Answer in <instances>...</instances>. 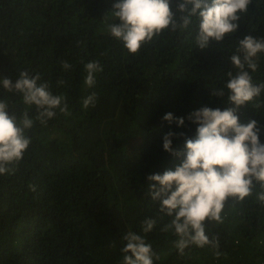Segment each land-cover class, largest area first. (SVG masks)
I'll return each instance as SVG.
<instances>
[{
  "label": "trees",
  "instance_id": "1",
  "mask_svg": "<svg viewBox=\"0 0 264 264\" xmlns=\"http://www.w3.org/2000/svg\"><path fill=\"white\" fill-rule=\"evenodd\" d=\"M117 2L0 0V80L15 84L23 71L38 73L54 95L67 98L70 113L57 110L46 126L35 122L26 130L31 144L23 159L0 175V264H123L129 231L151 244L159 256L154 264H264L259 186L243 202L228 199L223 223L206 222L218 248L191 245L180 254L173 232L161 231L171 218L159 212L147 179L181 163L163 149V136L174 133L172 148L183 153L196 136L190 113L235 107L211 91L234 70L229 57L238 41L264 37V0H252L238 30L206 49L195 47L193 23L184 32H163L137 54L109 33ZM64 61L72 66L67 71ZM89 61L103 68L90 88L84 84ZM258 62L251 73L256 83L264 82V54ZM92 93L95 107L85 110L83 100ZM0 100L17 119L24 111L36 115L20 94L0 87ZM168 113L184 118V125L169 124ZM237 115L242 124L257 121L264 143V109L246 105ZM145 219L157 220L151 232L142 230Z\"/></svg>",
  "mask_w": 264,
  "mask_h": 264
},
{
  "label": "clouds",
  "instance_id": "2",
  "mask_svg": "<svg viewBox=\"0 0 264 264\" xmlns=\"http://www.w3.org/2000/svg\"><path fill=\"white\" fill-rule=\"evenodd\" d=\"M251 3L252 0H176L173 5V0H119L113 5L114 22L108 25V30L130 54H137L163 32H184L195 23L198 31L194 45L203 50L211 41L220 42L226 35L234 34ZM261 54H264V37L246 35L238 41L229 57L234 70L227 73L222 87L211 91L213 96L226 97L225 103L235 107L223 111L201 107L190 113L187 119L197 125L196 136L186 140L183 153L172 148L174 133L163 136V149L181 158V163L174 171L149 175L147 179L152 199L160 202L159 212L171 218L161 231L173 232L177 237L174 247L180 254L191 245L218 248V240L206 234L205 224L223 223L222 212L229 198L243 202L259 186L256 200L264 205V143L259 138L260 128L255 120L240 123L237 115L246 105L264 109V101L259 99L264 93V82H254L251 75L259 68ZM71 67L67 61L62 62L65 71ZM84 71V84L90 88L103 68L98 61H89ZM57 83L63 85L65 81ZM0 87L20 94L23 103L34 105L36 110L34 119L27 111L17 119L14 113L9 114L8 101L0 100V175H3L14 170L29 148L31 139L26 130L32 129L35 122L46 126L57 110L65 115L70 113L67 98L54 95L38 73L23 71L15 84L4 78ZM96 101L95 93L87 96L83 100L84 109L95 107ZM163 119L178 126L185 123L184 118L174 120L171 113ZM31 190L35 191V186ZM156 223V219H145L143 232H151ZM123 240L126 242L122 248L123 264H154L153 257L159 259L143 235L129 231Z\"/></svg>",
  "mask_w": 264,
  "mask_h": 264
}]
</instances>
